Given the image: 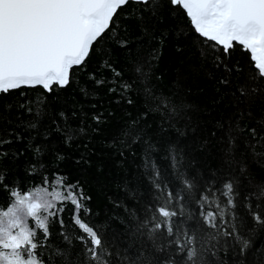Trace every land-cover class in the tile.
I'll use <instances>...</instances> for the list:
<instances>
[{"label":"snow or ice","instance_id":"1","mask_svg":"<svg viewBox=\"0 0 264 264\" xmlns=\"http://www.w3.org/2000/svg\"><path fill=\"white\" fill-rule=\"evenodd\" d=\"M0 264H264V0H0Z\"/></svg>","mask_w":264,"mask_h":264},{"label":"trees","instance_id":"2","mask_svg":"<svg viewBox=\"0 0 264 264\" xmlns=\"http://www.w3.org/2000/svg\"><path fill=\"white\" fill-rule=\"evenodd\" d=\"M180 69H182V64H180V62L177 61V62H176V67L170 69V71H169V75H170V76H171V75H174L175 72H176L177 70H180ZM256 179H259V177H256ZM91 187L93 188L94 191L99 192V189H98V188H95V185H94V184H93ZM98 202H99V201H98Z\"/></svg>","mask_w":264,"mask_h":264}]
</instances>
